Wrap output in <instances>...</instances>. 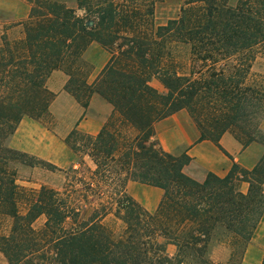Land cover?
<instances>
[{"label": "trees", "instance_id": "trees-1", "mask_svg": "<svg viewBox=\"0 0 264 264\" xmlns=\"http://www.w3.org/2000/svg\"><path fill=\"white\" fill-rule=\"evenodd\" d=\"M26 1L24 38L0 43V253L8 264H242L264 217V156L252 170L234 164L226 177L198 182L184 171L192 158L166 152L155 124L185 111L199 141L222 149L231 133L245 148L264 147V77L250 82L264 47V0H187L162 26L153 24L157 0ZM94 43L110 58L90 84L84 58ZM55 71L85 109L99 95L114 112L98 135L75 129L67 138L94 170L79 163L64 172L63 190H29L10 166L23 154L9 143L23 118L51 115ZM130 181L163 190L154 213L127 193ZM80 186L101 199L89 218L78 207ZM215 241L230 250L226 262L209 256Z\"/></svg>", "mask_w": 264, "mask_h": 264}, {"label": "crops", "instance_id": "crops-1", "mask_svg": "<svg viewBox=\"0 0 264 264\" xmlns=\"http://www.w3.org/2000/svg\"><path fill=\"white\" fill-rule=\"evenodd\" d=\"M93 51L99 55L97 54L98 59L89 78L90 84L97 79L110 58L109 53L97 43L89 47L85 56ZM68 81L69 77L62 71L53 72L47 80V88L56 95L49 111L53 117L64 121L66 126L63 131L57 130L53 133L45 128L41 121L25 117L10 140L12 149L51 160L41 153L42 150L50 151L55 143L67 138L75 129L91 136L100 133L113 115V106L99 95H94L89 107L85 109L66 91ZM155 133L156 139L166 152L174 155L187 153L192 158L191 164L185 168V173L198 182H204L209 173L221 178L226 177L234 164L252 170L264 156V147L261 144L253 143L245 148L231 133H226L221 138L222 149L212 141H199L200 131L185 111L157 122ZM248 189V183H242L241 191L247 193ZM126 191L150 213L157 210L164 195L160 188L134 181L128 182ZM212 248L213 245L210 250ZM229 257L228 250H223L222 261L228 260ZM263 260L264 217L246 249L242 264H262Z\"/></svg>", "mask_w": 264, "mask_h": 264}, {"label": "rangeland", "instance_id": "rangeland-1", "mask_svg": "<svg viewBox=\"0 0 264 264\" xmlns=\"http://www.w3.org/2000/svg\"><path fill=\"white\" fill-rule=\"evenodd\" d=\"M61 1L71 8L77 7V0ZM186 2L187 0H157L154 6L153 24L155 26H162L166 25L168 21L176 19ZM30 9L31 5L26 0H0V43L4 36H6L9 41L20 40L24 38V23L29 16ZM97 54L99 55V53L93 51L84 58L87 66H85L86 68L93 66L92 73L95 68L94 63L98 59ZM260 77H264V47L257 51V58L251 70L250 82H259L262 80ZM152 86L159 88L160 92L165 91L162 84L156 79L152 81ZM41 122L45 128H48L53 133H55L57 130L62 132L66 126L63 120L56 119L52 115L45 117ZM262 129L264 130V121L262 123ZM68 137L69 136H67V138ZM67 138L64 140L61 139L55 143L50 151L49 149L42 150L41 153L51 160L13 149L19 152L21 155L23 154V156L19 157L18 160L11 163L10 165L11 168L17 173V183L29 190L40 189L41 187L46 186L61 191L67 184V179H69V177L66 176L64 172H69V170L74 165H77L78 167V164L80 163L84 169L89 168L94 170L95 166L88 156L85 154H77L71 151L66 143ZM182 154L183 153H179L177 155ZM52 166L62 170V172L55 170ZM241 186L242 184L240 185V189ZM79 189L83 195H78V207L80 208L82 217L89 218L94 208H96L100 203L101 199L97 197H91L90 192L87 193L89 194L88 197L87 194L83 192L86 190L83 186H80ZM84 196L88 198L86 202H84ZM110 196L111 194L107 193L106 197H103L102 200H109ZM39 223H42V221H39ZM225 247L226 246L223 244L215 241L209 254L211 259L215 262H226L227 260L222 261L223 250L227 249L229 253L230 250ZM169 252L174 254L175 247L171 246L169 248ZM0 264H8L6 258L1 253Z\"/></svg>", "mask_w": 264, "mask_h": 264}]
</instances>
